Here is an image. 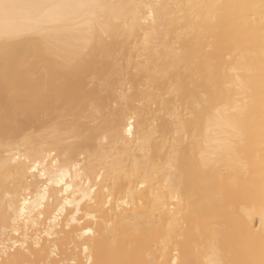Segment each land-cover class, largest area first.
Here are the masks:
<instances>
[{"label":"bare ground","instance_id":"6f19581e","mask_svg":"<svg viewBox=\"0 0 264 264\" xmlns=\"http://www.w3.org/2000/svg\"><path fill=\"white\" fill-rule=\"evenodd\" d=\"M0 264H264V0H0Z\"/></svg>","mask_w":264,"mask_h":264}]
</instances>
